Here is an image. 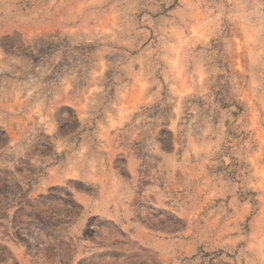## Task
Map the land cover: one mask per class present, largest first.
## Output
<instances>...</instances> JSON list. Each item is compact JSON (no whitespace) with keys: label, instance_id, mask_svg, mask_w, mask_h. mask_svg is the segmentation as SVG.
<instances>
[{"label":"rangeland","instance_id":"obj_1","mask_svg":"<svg viewBox=\"0 0 264 264\" xmlns=\"http://www.w3.org/2000/svg\"><path fill=\"white\" fill-rule=\"evenodd\" d=\"M0 264H264V0H0Z\"/></svg>","mask_w":264,"mask_h":264}]
</instances>
